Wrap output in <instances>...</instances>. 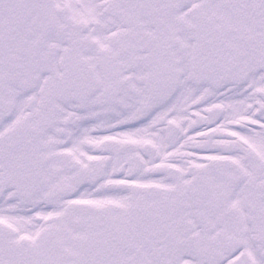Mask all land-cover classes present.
<instances>
[{"label":"flooded vegetation","instance_id":"1","mask_svg":"<svg viewBox=\"0 0 264 264\" xmlns=\"http://www.w3.org/2000/svg\"><path fill=\"white\" fill-rule=\"evenodd\" d=\"M17 9L20 79L0 88V264H71L57 255L58 222L80 208L101 221V247L118 256L120 238L118 264H163L185 251L199 264H264V143L247 144L238 162L210 156L228 147L223 128L264 129V103L253 126L225 102L257 73L264 83V0H18ZM150 117L151 134L123 137L119 150V130ZM20 121L41 135L24 132L11 150ZM169 121L179 130L161 147ZM83 125L98 138H86L78 159ZM191 155L201 167H183ZM84 190L102 196L92 211Z\"/></svg>","mask_w":264,"mask_h":264},{"label":"rangeland","instance_id":"2","mask_svg":"<svg viewBox=\"0 0 264 264\" xmlns=\"http://www.w3.org/2000/svg\"><path fill=\"white\" fill-rule=\"evenodd\" d=\"M4 4H0V39L9 40L11 44L8 45L7 49L5 48L6 45L4 47L0 45V52H3L4 48L7 50L6 55L0 56V88L15 89L20 79L19 63L15 53V50L17 51L18 27L20 25L17 9L18 0H7ZM2 10L6 11L7 14L1 15ZM58 23H61L60 20H58ZM6 37L7 39H5ZM121 148L122 146L119 144V150ZM94 206V204H89L88 208L92 210ZM76 211L71 222H58L60 226L56 242L59 259L63 257V254H66L71 264H118V260H121L123 254L117 256L115 253L112 254L111 247H101V221L98 218L91 221L92 214H90V217L87 214L82 216L85 211L82 212L81 208ZM73 239H75V242H73ZM196 258L197 256L189 251L179 254L171 253V255L166 256L163 264H196L195 261L190 260H197ZM139 264H142L140 259Z\"/></svg>","mask_w":264,"mask_h":264},{"label":"bare ground","instance_id":"3","mask_svg":"<svg viewBox=\"0 0 264 264\" xmlns=\"http://www.w3.org/2000/svg\"><path fill=\"white\" fill-rule=\"evenodd\" d=\"M261 84V83H260ZM244 94V92H243ZM243 94L241 96H243ZM245 97V96H243ZM227 102V101H226ZM245 102L239 103L241 105H237L236 107H234L232 109V115H230V117L236 118V119H245V118H249L251 117L254 112L252 109L246 107ZM178 108L180 109L182 102L179 101L178 103ZM232 132H234L237 136H238V142L241 144H246V142L249 143H255L256 141H259L261 138H264V129H256V128H252V127H248V126H242L239 128L236 127H228ZM125 134L127 136H133L135 135V130L134 129H130L125 131ZM232 136V135H231ZM95 138L90 134L89 131V127L87 125H83L81 126L74 138V142H75V151L77 152V156L79 158H81V154H83L86 150L84 141L86 140V138ZM215 156H222V154L220 153H215ZM234 156V158L238 159V153H233L232 154ZM79 198L84 199V198H96L98 199V196H91V194L88 191H82L80 193ZM73 242H75V239H73Z\"/></svg>","mask_w":264,"mask_h":264},{"label":"water","instance_id":"4","mask_svg":"<svg viewBox=\"0 0 264 264\" xmlns=\"http://www.w3.org/2000/svg\"><path fill=\"white\" fill-rule=\"evenodd\" d=\"M27 129H29V126H27ZM14 131H15V134L17 135V133H18V127H15V128H14ZM27 145H30V141H29V140L27 141ZM10 146H11L12 148H13V147H16V142L11 143ZM28 148H31V147H28Z\"/></svg>","mask_w":264,"mask_h":264}]
</instances>
